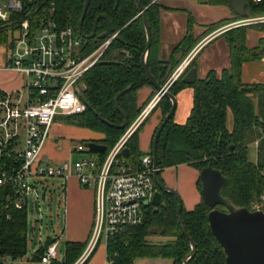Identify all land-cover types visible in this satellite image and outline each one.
Segmentation results:
<instances>
[{"label":"trees","instance_id":"1","mask_svg":"<svg viewBox=\"0 0 264 264\" xmlns=\"http://www.w3.org/2000/svg\"><path fill=\"white\" fill-rule=\"evenodd\" d=\"M36 1V0H35ZM146 9L145 15L151 25L153 43L148 56V66L160 83H164L172 69L169 62L158 58L160 5H151L152 0H139ZM246 15L239 20L264 16V0H246ZM38 15L44 8H53L52 14L58 26H71L79 35V21L82 17L86 0H37ZM229 6V0H218ZM99 15L109 17L119 37L113 41L102 60L88 71L82 84L84 96L92 110L86 107L84 113L62 117L70 124H77L88 129L102 132L104 138L98 141L109 149L118 141L125 129H120L124 117L116 107L115 97L125 91L118 100L119 108L128 116L131 124L141 112L137 106L138 90L149 84L147 75L141 65L147 36L142 18L139 16L134 0H90L86 17L82 25L85 35L93 32L94 22ZM16 18H19V16ZM223 19L221 23H225ZM14 28L0 21V44L13 47ZM264 32V23L259 24ZM109 33L108 22L101 19L97 34ZM222 36L230 47V68L221 73L211 71L204 79L188 85L178 80L171 88L177 95L186 87L193 90V105L185 123H177L174 118L164 127L157 145L159 171L165 168L189 165L200 172L204 167L212 166L228 178L222 194L229 197L237 206L251 210L252 204L264 195V132L254 126L264 128V85H248L241 80L243 63L264 57V40L255 48L247 47V31L243 26L228 29ZM85 55L92 52L103 40L97 38L83 39ZM196 39L189 32L185 39L175 48L187 55L195 46ZM116 52H118L116 56ZM127 52V54L125 53ZM125 53V54H124ZM104 64L103 62H113ZM180 61L170 65L177 66ZM194 67V63L190 68ZM1 95V92H0ZM254 98H257L255 103ZM160 106L165 117L172 103L163 97ZM229 112L233 115L232 128L228 127ZM106 120L108 123H106ZM259 140L257 161L250 159L249 145ZM96 142V141H95ZM131 157L138 159L144 153L139 147V131L127 144ZM101 157L105 154L97 153ZM13 156L5 154L0 158V172L19 168ZM201 190V181L198 182ZM9 190L5 187L0 194V264L6 258L22 259L28 254V203L23 201V208L17 209L7 202ZM178 201L174 196H166V205L160 213L148 210L142 225L130 227L128 232L110 240L109 255L114 264H135L140 258H164L173 260V264H182L191 251V245L178 222ZM211 209L201 201L192 210L183 208L182 217L188 233L197 245V252L190 264H226V255L216 237L213 235L208 215ZM164 230V236L170 240L164 244L148 240L150 230ZM56 239L48 237L33 255V261L40 264L46 249ZM87 242L67 241L64 259L54 260L51 264H76L81 258ZM91 258V257H90ZM83 264H88L89 260Z\"/></svg>","mask_w":264,"mask_h":264},{"label":"built area","instance_id":"2","mask_svg":"<svg viewBox=\"0 0 264 264\" xmlns=\"http://www.w3.org/2000/svg\"><path fill=\"white\" fill-rule=\"evenodd\" d=\"M157 1L160 0H153V3ZM49 3L50 6L54 5L53 0H49ZM52 9L44 8L42 15H38L37 0H7L6 5L0 6V21L15 29L7 67L26 78L22 90L0 95V158L7 154L13 156L15 162L21 163L19 168L0 172V194L8 187L7 202L22 209L23 201H27L33 192L36 193L31 180L40 176L61 178L65 189L73 177L83 187L94 186L92 231L78 264L88 260L102 241L107 251L105 264H114L108 252L110 240L128 232L130 227L145 222L148 207L158 191L154 174L159 167L154 165L152 150L138 159H133L131 153L129 156L124 154L128 142L154 102L113 147L102 153L104 157L91 152L89 159L74 164L44 163L41 155L55 120L84 113L87 106L79 96L82 80L102 60L115 37L105 39L95 51L85 55L82 50L84 38L77 35L71 26L59 27ZM258 21L263 22L264 16L242 19L234 26ZM192 59L191 54L183 61L166 89L186 71ZM161 96L158 95L156 101ZM254 127L264 132V128ZM21 128L24 131V148L19 147L18 141ZM76 150L82 152V146ZM59 244V240H56L46 249L40 264H51L58 259Z\"/></svg>","mask_w":264,"mask_h":264},{"label":"crops","instance_id":"3","mask_svg":"<svg viewBox=\"0 0 264 264\" xmlns=\"http://www.w3.org/2000/svg\"><path fill=\"white\" fill-rule=\"evenodd\" d=\"M160 3L162 8L160 10L158 54L162 61L181 62L192 54L194 58V67L197 70V77L199 79H204L211 71L221 73L224 69L230 68V47L225 37H222V33L225 31L222 33H212L206 35L207 32L204 28L199 27L198 29H194L193 25L191 26L190 19L187 18V14L184 11L185 8L182 7V5H179L174 0H160ZM232 13L234 14L230 8L225 13L224 17H230V14ZM190 29L195 34V46L187 55H183L182 51L175 52V48L185 39ZM263 36V33L250 31L247 36V47L252 49L258 46L259 39ZM10 58L11 49L5 44H0L1 93L19 91L25 86V76L22 73L7 67ZM241 80L244 84L248 85H264V57L259 60L243 63L241 68ZM155 94L156 90L152 85L147 84L141 87L137 92L138 107H144ZM176 98L177 108L174 120L177 123L183 124L186 122L193 105L192 88H184L176 95ZM254 101L257 103V98H254ZM161 119V111H155L148 119L147 124H144L143 131L141 133H144L147 137L151 136L153 138L154 131L161 122ZM232 124L228 125V127L232 128ZM140 136L141 134H139V145ZM259 140L260 139H257L249 145V155L250 147H254V160L250 157V159L254 162L257 161V151L259 145V143L257 144V141ZM190 172L191 178L185 180V178L182 177V179H174L175 181H173L172 177H170L168 173L163 172V174H161L167 185L176 189L178 193H180L184 207L187 210H192L201 201V195L197 188L199 172L194 168H192ZM94 200V186L83 187L76 177L71 178L67 183L65 210L68 234L67 241H89L94 217ZM44 242L40 243L37 248L33 249V255ZM106 254L107 251L105 247V255L103 253L105 261ZM79 261L76 264H78Z\"/></svg>","mask_w":264,"mask_h":264},{"label":"rangeland","instance_id":"4","mask_svg":"<svg viewBox=\"0 0 264 264\" xmlns=\"http://www.w3.org/2000/svg\"><path fill=\"white\" fill-rule=\"evenodd\" d=\"M174 1L185 8L184 11L187 14V18L190 19L191 26L193 25L194 29H198L199 27L204 28L207 32L206 35L212 33H222L228 29L239 26H234V24L240 20L233 13L230 14V17H224L225 13L230 8L229 6H225L220 2H217L218 0ZM6 3L7 0H0V6L6 5ZM223 19L226 22L220 24V21ZM262 23H264V21H258L240 26H243L247 31V36L250 31H256L264 34V32L259 30V24ZM189 32L193 33L191 29ZM193 37H195L194 33ZM261 40H264V36L259 39V42ZM93 51H95V49ZM148 107L149 105H146L144 110H146ZM155 111L156 109H153L150 112L149 118ZM149 118H147V120ZM231 124L232 113L230 112L228 125ZM142 131L143 127L139 131V134H141L139 146L143 153H147L151 151L152 137H147V135L141 133ZM125 132L126 130L124 133ZM124 133L122 135H124ZM102 138H104V134L102 132H97L77 124H70L65 120L56 119L51 130V136L44 147L41 158L44 163L61 164L69 162L74 164L78 161L89 159L91 152H89L86 144L91 140H95L97 143H99L98 141H100ZM18 141L19 147L24 148L23 128L20 130ZM79 146H82V152H78L76 150ZM254 154V147H250V157L252 160H254ZM192 168L193 167L186 164L173 166L165 168L161 174H163V172L168 173L169 176L172 177L173 181H175L174 179H182V177L187 180L191 178L190 170ZM31 182L36 187V193L33 192L27 197L29 221L28 254L24 258L17 260L6 258L2 261L3 264H36L33 261V249L37 248L40 243L46 241L48 237L59 240V257L57 260L61 261L64 259L65 243L68 240V234L65 211L66 189L64 188L65 186H62L63 180L61 178L40 176L38 178L32 179ZM256 209L264 210V195H262L259 200H256L252 204L251 210ZM148 240L152 243L164 244L168 242L170 238L158 232L157 234H150ZM103 253L105 255L104 241H102L95 249L89 260V264H105L106 261L105 258H103ZM135 264H173V260L164 258H140L135 261Z\"/></svg>","mask_w":264,"mask_h":264},{"label":"water","instance_id":"5","mask_svg":"<svg viewBox=\"0 0 264 264\" xmlns=\"http://www.w3.org/2000/svg\"><path fill=\"white\" fill-rule=\"evenodd\" d=\"M139 16L142 18L146 36L147 44L146 49L142 55L141 62L143 69L151 82L154 88L159 91L162 96L169 98L172 102V107L168 114L164 117L163 121L160 123L153 139L152 154L154 158V165L158 167L157 161V145L160 138V135L166 126V124L173 118L176 108H177V98L172 94L168 89L162 87L161 84L157 82L151 71L149 70L147 64V58L152 46V32L151 25L149 20L145 15V9L141 5L139 0H134ZM90 0H86L82 17L79 21V34L84 39L97 38L99 40H104L107 38V33H102L97 35V26L101 19H104L108 22L110 31L114 32V27L108 16L99 15L93 27V32L90 35H85L82 31V25L87 14L88 6ZM229 7L232 9L236 16L244 18L246 15V0H229ZM104 64H109L111 62H103ZM182 81L188 85L194 84L197 81V70L195 67L191 68L182 78ZM84 88L81 87L79 91V96L85 102L86 106L92 110L91 105L87 102L84 96ZM129 90L127 88L125 91H122L117 94L115 97L116 107L120 110L121 114L124 117V123L119 126L120 129H125L128 125V116L119 108L118 100L119 97ZM108 123L106 120H104ZM87 148L92 153H105L108 147L104 144H99L94 141H90L86 144ZM126 156L130 155L129 148L124 150ZM200 180H201V190L200 195L204 203H206L211 211L208 215V221L213 235L216 237L219 244L222 246L224 253L226 255V264H264V210L256 209L250 210L246 207L237 206L229 197H225L222 192L224 187L228 183V178L225 177L220 170L214 169L212 166L204 167L200 171ZM154 181L158 187L153 204H158L160 202L161 191H166L172 194L178 201L177 216L178 222L182 228L183 233L190 242L191 251L186 256L182 264H190V261L194 258L197 252V245L192 239L190 234L187 231L186 226L183 222L182 212L184 208L183 200L178 191L170 186L164 185L161 183L158 175V171L154 174ZM149 205L148 203H146ZM222 206L226 211H222L217 207ZM157 228H152L150 234H157ZM161 234H164V230L160 231Z\"/></svg>","mask_w":264,"mask_h":264},{"label":"flooded vegetation","instance_id":"6","mask_svg":"<svg viewBox=\"0 0 264 264\" xmlns=\"http://www.w3.org/2000/svg\"><path fill=\"white\" fill-rule=\"evenodd\" d=\"M151 5H153V4H158V5H160V10H161V8H162V6H161V3H160V1H157V2H154L153 3V0L151 1V3H150ZM145 9V8H144ZM146 10V9H145ZM113 26V25H112ZM145 27V26H144ZM110 28V27H109ZM192 31V30H191ZM188 33H189V31H188ZM108 34V36H107V38L106 39H108V38H113L114 36V38L112 39V41H111V44L113 43V41L115 40V39H117L118 37H119V31H115L114 30V32H111L110 31V34L109 33H107ZM98 35V34H97ZM153 38V37H152ZM105 40V39H104ZM103 40V41H104ZM152 43H153V41H152ZM111 44H110V46H111ZM147 44V43H146ZM109 46V47H110ZM109 47H108V49H109ZM152 47V46H151ZM107 49V50H108ZM146 49V48H145ZM151 50V49H150ZM126 54H127V52H125ZM124 53V54H125ZM117 54H118V52H116V56H117ZM143 55V54H142ZM149 56V55H148ZM142 58V57H141ZM158 58H159V60H161L160 59V57H159V54H158ZM187 58V57H186ZM194 59V58H193ZM193 59H192V61L190 62V64H189V66L187 67V69H186V71L168 88V91H170L171 92V88L175 85V83L178 81V80H182V78L184 77V75L191 69L190 68V66L192 65V63H193ZM185 60V59H184ZM183 60V61H184ZM162 61V60H161ZM183 61H181L177 66H175V67H173L172 65H170L171 64V61L169 62L170 64H169V68H171L172 69V72L170 73V75L168 76V78L166 79V81L162 84V83H160L158 80H157V78L155 77V79L157 80V82L159 83V84H161L162 85V87H166V85L170 82V80L172 79V77H173V75H174V73L176 72V70L178 69V67L183 63ZM164 62V61H163ZM111 63H117L116 61H113V62H111ZM147 64H148V58H147ZM141 65H142V62H141ZM143 67V66H142ZM149 67V66H148ZM193 68V67H192ZM150 70V69H149ZM152 73V72H151ZM148 78V77H147ZM199 78L197 77V80H198ZM149 80V79H148ZM150 82V81H149ZM183 82V81H182ZM147 85V84H146ZM149 85H152L151 84V82L149 83ZM153 86V85H152ZM143 87V86H142ZM154 87V86H153ZM156 90V89H155ZM172 93V92H171ZM161 93L159 92V91H157L156 90V94L154 95V97L146 104L147 106L148 105H151L153 102H154V105H153V107H152V109L149 111V113H148V115L146 116V118H145V120L142 122V124L140 125V127L138 128V130L136 131V133L138 132V131H140L141 130V128L144 126V124L148 121L147 120V118H149V114H150V112L153 110V109H156V111L157 110H160L161 111V113H162V107L160 106V102H161V100H162V98L163 97H165V96H161V98L160 99H158L157 101H156V98H157V96L158 95H160ZM173 94V93H172ZM176 96V95H175ZM156 101V102H155ZM171 101V100H170ZM172 103V102H171ZM145 105V106H146ZM138 106V105H137ZM144 106V107H145ZM144 107H139V108H141V112L139 113V115L135 118V120L141 115V113H142V111H144ZM172 107V106H171ZM168 114V113H167ZM174 116H175V114H174ZM174 116H173V118H174ZM163 119H164V117H163V115H162V119H161V122L163 121ZM134 120V121H135ZM128 121H129V119H128ZM133 121V122H134ZM132 122V123H133ZM160 122V123H161ZM124 123V122H123ZM131 123V124H132ZM160 123H159V125H160ZM129 122H128V125H127V127L125 128V130H127L128 128H129V126L131 125ZM159 125L156 127V129H155V131H154V134H153V138H152V142H151V150H152V147H153V139H154V135H155V133H156V131H157V128L159 127ZM158 175H159V179H160V181H161V183H163L164 185H167V183L165 182V180H164V178L161 176V174H159L158 173ZM199 175H200V172H199ZM199 181H201L200 180V176L198 177V180H197V188H198V182ZM168 186V185H167ZM201 187H202V184H201ZM157 189H158V187H157ZM159 190V189H158ZM199 192H200V190H199ZM167 195H170V196H173L172 194H170V193H168V192H166V191H161V197H160V202L158 203V204H153V203H151L150 205H149V207H148V210H151V209H154V211H155V213H160L161 211H162V209H163V207L166 205V196ZM201 201H203L202 200V198H201ZM218 209H220V210H222V211H226V209L224 208V207H222V206H219V207H217ZM158 230V229H157ZM160 231L161 230H158V232L160 233ZM221 246V245H220ZM222 247V246H221ZM223 249V248H222Z\"/></svg>","mask_w":264,"mask_h":264}]
</instances>
